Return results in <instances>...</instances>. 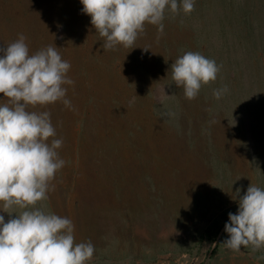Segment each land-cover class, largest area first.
<instances>
[{"label": "rangeland", "instance_id": "obj_1", "mask_svg": "<svg viewBox=\"0 0 264 264\" xmlns=\"http://www.w3.org/2000/svg\"><path fill=\"white\" fill-rule=\"evenodd\" d=\"M82 8L0 0V48L20 34L30 54L51 45L74 81L70 108L28 109L56 111L50 140L66 162L36 207L73 221L75 243L95 247L88 264H264V248L223 244L237 189L264 188V0H195L190 14L165 11L163 34L145 24L112 50ZM188 51L220 68L192 100L171 70Z\"/></svg>", "mask_w": 264, "mask_h": 264}, {"label": "clouds", "instance_id": "obj_2", "mask_svg": "<svg viewBox=\"0 0 264 264\" xmlns=\"http://www.w3.org/2000/svg\"><path fill=\"white\" fill-rule=\"evenodd\" d=\"M82 12L103 38L104 50L118 45L132 48L145 24L158 26L163 34L165 11L185 14L194 11L195 0H81ZM23 34L0 48V264H88L95 252L89 242L75 243L73 221L36 205L48 199L50 182L65 166L58 149L62 139L48 111H29L58 101L71 107L67 88L74 81L67 73L70 62L49 45L30 54ZM146 49V48H145ZM176 87H183L186 99L197 97L202 85L217 79L219 66L199 52L188 51L171 65ZM221 91L214 95L220 98ZM238 196L237 213H229L223 244L234 252L242 247L264 248V188L251 185ZM21 211H9L12 208ZM16 215L13 217L12 214Z\"/></svg>", "mask_w": 264, "mask_h": 264}, {"label": "trees", "instance_id": "obj_3", "mask_svg": "<svg viewBox=\"0 0 264 264\" xmlns=\"http://www.w3.org/2000/svg\"><path fill=\"white\" fill-rule=\"evenodd\" d=\"M55 112H56V111L53 110V112L51 113V115H52V116L54 115V117L56 118V117H57V114H56Z\"/></svg>", "mask_w": 264, "mask_h": 264}]
</instances>
